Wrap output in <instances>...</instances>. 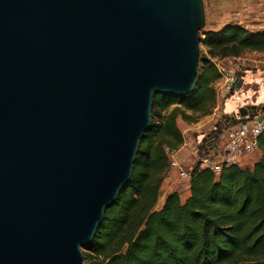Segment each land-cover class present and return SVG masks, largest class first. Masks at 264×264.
I'll return each mask as SVG.
<instances>
[{
	"label": "water",
	"instance_id": "95a60500",
	"mask_svg": "<svg viewBox=\"0 0 264 264\" xmlns=\"http://www.w3.org/2000/svg\"><path fill=\"white\" fill-rule=\"evenodd\" d=\"M204 25L202 0H0V264L83 263L153 95L193 91Z\"/></svg>",
	"mask_w": 264,
	"mask_h": 264
},
{
	"label": "trees",
	"instance_id": "16d2710c",
	"mask_svg": "<svg viewBox=\"0 0 264 264\" xmlns=\"http://www.w3.org/2000/svg\"><path fill=\"white\" fill-rule=\"evenodd\" d=\"M199 44L209 59L199 53L193 91L153 95L130 178L82 248V264H264V131L250 167H224L218 176L195 169L187 198L173 191L156 208L168 169L164 147L183 144L177 117L196 123L216 106L220 74L211 59L264 53V29L229 22L202 34Z\"/></svg>",
	"mask_w": 264,
	"mask_h": 264
},
{
	"label": "rangeland",
	"instance_id": "374dc122",
	"mask_svg": "<svg viewBox=\"0 0 264 264\" xmlns=\"http://www.w3.org/2000/svg\"><path fill=\"white\" fill-rule=\"evenodd\" d=\"M204 5L205 25L199 32V38L207 32H215L229 22L241 24L248 29H264V0H202ZM198 51L207 59L205 48L198 45ZM214 65L222 66L226 71H233L239 76L241 84L239 88L231 93L229 99L240 98L238 100L239 108L245 105H251L250 101L255 98V90L257 86L252 82L264 83V53L244 52L238 58L211 59ZM216 89V83L213 85ZM252 90L254 92H252ZM245 93V96H244ZM222 98L219 99L221 103ZM238 108V109H239ZM237 109V110H238ZM237 110L234 114L237 113ZM221 112V106L219 109ZM211 114L207 117L200 118L196 123H186L179 117L176 119V126L183 136V142L186 146H181L176 151V159L182 165V168L187 170L195 162L194 152L197 146L201 145L200 137L205 138L209 133L214 131L215 125L220 118L210 119ZM200 141V143H199ZM183 143V144H184ZM258 155L251 161L253 164ZM251 164L249 166H251ZM177 171L168 168L163 175L162 186L160 189L159 200L156 208H159L164 200V197L173 191H176L181 200H185L188 196V185L178 184L176 181ZM82 251V249H81Z\"/></svg>",
	"mask_w": 264,
	"mask_h": 264
},
{
	"label": "built area",
	"instance_id": "2783aa9c",
	"mask_svg": "<svg viewBox=\"0 0 264 264\" xmlns=\"http://www.w3.org/2000/svg\"><path fill=\"white\" fill-rule=\"evenodd\" d=\"M215 66L220 74V78L215 82L216 99L218 97L225 100L237 82V73L226 71L219 65ZM217 117H219V113L214 108L209 120ZM263 131L264 110L259 109L256 115L247 117L244 124L237 123L226 126L215 144L201 143V145H198L197 150L194 152L196 160L187 170L183 169L177 161V150L170 151L168 147H164V153L168 159V168L177 171L176 181L178 184H187L189 187L191 174L195 169L198 171L207 170L218 176L224 167H250L251 161L259 155L258 138ZM200 141H202V137H200ZM182 145L186 146L185 143Z\"/></svg>",
	"mask_w": 264,
	"mask_h": 264
},
{
	"label": "crops",
	"instance_id": "0c3cea01",
	"mask_svg": "<svg viewBox=\"0 0 264 264\" xmlns=\"http://www.w3.org/2000/svg\"><path fill=\"white\" fill-rule=\"evenodd\" d=\"M252 84L256 85L257 89L255 90V98L254 100L250 101V104L255 105V106H260V107L264 106V83L257 81V82H252ZM252 92L254 91L252 90ZM244 96H245V93H244ZM219 99L220 98L217 97V104H216L215 109H217L220 117L230 116L234 114V112L239 108L238 100H240V98H237L236 101L235 99L226 98L221 103L219 102ZM220 106H221V112H219Z\"/></svg>",
	"mask_w": 264,
	"mask_h": 264
},
{
	"label": "flooded vegetation",
	"instance_id": "af4514ba",
	"mask_svg": "<svg viewBox=\"0 0 264 264\" xmlns=\"http://www.w3.org/2000/svg\"><path fill=\"white\" fill-rule=\"evenodd\" d=\"M232 118L229 116L225 117H220L215 125V130L216 132L209 133L205 136V138L202 139V143L207 144V145H212L215 144L220 137L222 131L226 126H228L231 122ZM214 135H217L215 137Z\"/></svg>",
	"mask_w": 264,
	"mask_h": 264
}]
</instances>
